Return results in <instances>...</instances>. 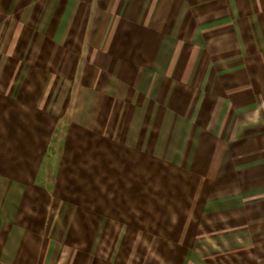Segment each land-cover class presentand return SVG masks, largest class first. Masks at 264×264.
Returning a JSON list of instances; mask_svg holds the SVG:
<instances>
[{
	"label": "crops",
	"instance_id": "crops-1",
	"mask_svg": "<svg viewBox=\"0 0 264 264\" xmlns=\"http://www.w3.org/2000/svg\"><path fill=\"white\" fill-rule=\"evenodd\" d=\"M0 264H264V0H0Z\"/></svg>",
	"mask_w": 264,
	"mask_h": 264
}]
</instances>
